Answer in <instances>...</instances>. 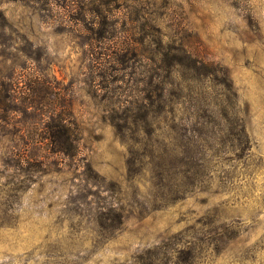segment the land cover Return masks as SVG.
Listing matches in <instances>:
<instances>
[{"label": "rangeland", "instance_id": "1", "mask_svg": "<svg viewBox=\"0 0 264 264\" xmlns=\"http://www.w3.org/2000/svg\"><path fill=\"white\" fill-rule=\"evenodd\" d=\"M0 264H264V0H0Z\"/></svg>", "mask_w": 264, "mask_h": 264}]
</instances>
